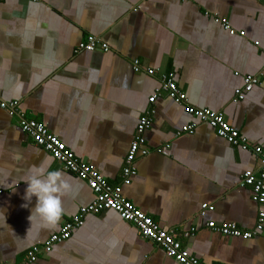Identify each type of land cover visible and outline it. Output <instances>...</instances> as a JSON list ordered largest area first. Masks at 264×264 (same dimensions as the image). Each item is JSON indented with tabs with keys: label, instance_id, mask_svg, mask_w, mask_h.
Returning a JSON list of instances; mask_svg holds the SVG:
<instances>
[{
	"label": "crops",
	"instance_id": "crops-1",
	"mask_svg": "<svg viewBox=\"0 0 264 264\" xmlns=\"http://www.w3.org/2000/svg\"><path fill=\"white\" fill-rule=\"evenodd\" d=\"M90 37L108 51L75 52ZM167 73L186 105L223 113L241 139L264 149V0H0V103H16L25 119L44 125L203 264H264V230L243 241L206 228L209 221L253 227L259 208L239 176L257 169L258 157L197 122L184 104L165 95L148 103ZM260 73L261 83L234 101L243 78ZM150 109L144 139L151 152L136 158V175L124 186V159ZM193 122V134L174 137ZM41 163L61 171L72 190L54 227L33 214L27 230L35 198L21 207L23 178ZM93 199L0 107V264H178L109 210L86 215L69 239L27 263L28 251ZM205 204L213 211L201 216ZM191 228L194 236H179Z\"/></svg>",
	"mask_w": 264,
	"mask_h": 264
},
{
	"label": "built area",
	"instance_id": "built-area-1",
	"mask_svg": "<svg viewBox=\"0 0 264 264\" xmlns=\"http://www.w3.org/2000/svg\"><path fill=\"white\" fill-rule=\"evenodd\" d=\"M218 22V20H215ZM224 29H228L225 21L221 22ZM233 35V31H229ZM108 51V47L101 43L99 39L90 37L85 43H80L75 52H93L95 50ZM134 72H139L138 62L134 61ZM147 75H153L152 69L144 71ZM262 74L257 76L247 75L243 78V87L235 91V100L240 101L244 95L249 93L255 85L261 83ZM160 86L149 97L148 103H155L158 97L167 96L173 102L185 105V111L197 122L208 124L213 128L218 137L224 139L233 146H240L243 150L250 149L259 159L258 168L246 170L239 176V186L248 188L252 200L258 206V214L251 229L242 230L234 223H216L209 221L206 224L207 230L222 237L238 238L249 241L253 237L260 235L264 230V149L257 144H249L241 139L239 133L233 129L221 112L202 110L186 105V96L176 86L171 73L159 76ZM0 107L6 110L10 116L18 118L21 131L26 134L33 143L46 150L53 159L67 172L75 174L80 180L86 183L94 195V199L86 207L80 209L79 214L72 217L61 227L59 233L52 235L43 245L34 246L26 255L27 263H32L36 258L43 254H48L54 244L63 242L70 238L71 232L83 225V218L88 214H97L101 211H113L123 220L134 225L140 235L152 241L167 257L173 259L178 264H203L196 257L185 249L177 236L168 230L161 229L150 217L136 209L130 202L124 200L120 193V188L109 185L90 165L80 162L75 155L56 137L48 132L42 125L33 120H27L24 115L16 108V103H0ZM153 110L150 109L146 115L138 120L133 139L130 143L128 153L124 159V166L121 171V181L124 186L130 184L131 179L136 175L135 160L138 156H146L151 149L145 145L144 133L152 123ZM197 122L184 125L174 137L181 135H191L196 129ZM166 147H169L167 145ZM161 151V149H157ZM200 215L204 216L206 211L212 212V205H203ZM195 229L180 232L182 238L194 236Z\"/></svg>",
	"mask_w": 264,
	"mask_h": 264
},
{
	"label": "clouds",
	"instance_id": "clouds-1",
	"mask_svg": "<svg viewBox=\"0 0 264 264\" xmlns=\"http://www.w3.org/2000/svg\"><path fill=\"white\" fill-rule=\"evenodd\" d=\"M23 182L26 184L22 197L25 203L21 207L27 208L32 198H35V205L27 218L29 221L27 230L31 228L33 214L40 218L42 227H54L63 213L62 197L72 190L64 174L59 170H48V166L41 163L29 169Z\"/></svg>",
	"mask_w": 264,
	"mask_h": 264
}]
</instances>
